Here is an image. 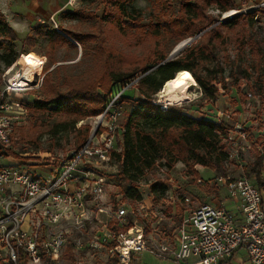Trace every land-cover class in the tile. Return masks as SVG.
Masks as SVG:
<instances>
[{"label": "rangeland", "instance_id": "obj_1", "mask_svg": "<svg viewBox=\"0 0 264 264\" xmlns=\"http://www.w3.org/2000/svg\"><path fill=\"white\" fill-rule=\"evenodd\" d=\"M110 1L0 0V12L17 36L19 53L10 69L0 66L3 71L0 102L12 107L10 113L19 118L2 164L21 165L43 174V166L57 167L63 158L88 144L95 146L112 139L113 150L120 151L125 123L138 100L144 99L137 88L143 69L171 47L169 56L191 40L181 53L196 45L202 37L201 49L210 53L211 59L199 64L197 74L205 76L207 67L215 68L219 63L224 69V74L218 75L221 83L217 84L216 99L204 97L197 84L190 89L193 99L175 105L161 104L160 90L152 97V104L175 106L185 113L212 121L218 120L221 112H232L235 120L248 123L254 138L241 164L232 163L229 167L224 164L220 171L196 165L193 172H189L183 163L170 167L160 162L144 176L137 185L142 196L139 202L150 205L154 200L155 207L150 213L156 227L154 238H159V231H164L167 239L175 234L182 218L199 203L212 202L225 204L228 209L236 208L238 200L231 203L225 188L222 190L209 182L218 175L248 177L249 167L260 155L259 149H264V0H136L134 5L141 9L142 17L133 24H124L123 30L114 21L118 19L117 12ZM187 2L194 4L189 15ZM227 2H232L234 9L221 11L219 7ZM250 13L255 14L252 20L247 16ZM238 16H241L239 24L229 28L221 26ZM37 27H42L40 33ZM203 28L200 34L187 38ZM47 29H55L68 42L54 44L45 35ZM28 40L32 43L30 46H26ZM29 54L39 69L28 87L4 93L8 80L20 70L23 55ZM106 69L128 71L138 77L116 94L120 84L111 81ZM62 93H69L72 99L69 107L73 110L42 113L34 108L36 101L60 97ZM243 96L247 99L243 100ZM62 123H66L65 128L60 125ZM21 134L29 141L23 140ZM100 167L108 180L107 199L123 198L128 184H118L109 178L118 173L119 164L110 158ZM156 182L170 187L159 198L150 191V186ZM206 188L217 192L207 194ZM142 261L143 264H184L161 260L147 252ZM72 263L118 262L110 260L103 251L77 255L67 249L61 259L49 264Z\"/></svg>", "mask_w": 264, "mask_h": 264}, {"label": "built area", "instance_id": "obj_2", "mask_svg": "<svg viewBox=\"0 0 264 264\" xmlns=\"http://www.w3.org/2000/svg\"><path fill=\"white\" fill-rule=\"evenodd\" d=\"M15 77L4 93L28 87V77L21 75L19 82ZM11 110L0 102V264L54 263L67 249L77 255L103 251L117 264H130L133 254L143 252L184 264H222L243 250L250 264H264V184L259 186L254 177L216 176L209 184L225 188L228 200L239 205L228 209L225 204L199 203L171 238L165 239L164 231L154 238V200L131 205L122 197H106L108 180L100 165L111 158L112 139L84 146L57 167L43 166V174L3 165L19 120ZM216 122L229 125L222 140L225 164H241L254 138L250 126L235 120L232 112L219 113ZM259 150L264 179V149Z\"/></svg>", "mask_w": 264, "mask_h": 264}, {"label": "trees", "instance_id": "obj_3", "mask_svg": "<svg viewBox=\"0 0 264 264\" xmlns=\"http://www.w3.org/2000/svg\"><path fill=\"white\" fill-rule=\"evenodd\" d=\"M136 0H112L110 5L117 12V20H114L120 30L126 28L124 24L129 25L137 22L142 17L141 9L137 8ZM193 3H186V13L192 14ZM223 12L234 9L232 2H227L219 7ZM251 20L255 14L247 15ZM198 18V17H196ZM241 16L235 17L221 23L224 28H229L239 24ZM196 31L194 34L187 35V38L200 34ZM38 33L42 27H37ZM46 36L54 44L68 42L55 29H47ZM185 49L177 58L165 62L172 47L165 53H161L143 69V73L155 68L153 71L139 79L137 88L140 90L144 99L138 100L135 108L131 112L125 126L122 130L121 150H113L111 158L113 162L119 164V170L116 175L110 176L111 181L118 184H128L127 190L123 193V200L134 204L141 201L142 196L138 190V183L144 176L155 169L160 162H166L168 166L177 163H183L189 172H193L196 165L207 167L213 170H221L228 159V154L224 150L222 140L228 133L229 125L224 122H216L209 119L197 118L189 113H185L181 108L152 104V97L157 94L167 81L175 78L180 71H190L196 80L204 97L215 100L218 95L217 84L219 74H224V69L220 63L215 68L207 67L206 75L197 74L199 64L209 62L210 53L201 49L200 42ZM17 36L13 28L9 25L6 17L0 12V66L4 69H10L18 60L19 53L16 49ZM26 46H30L31 41H26ZM225 44V40L224 43ZM240 50V47L238 48ZM1 68V67H0ZM111 81L119 83L120 88L116 94L125 88L129 83L136 79V74L128 71L105 70ZM3 71L0 70V75ZM112 95H115L113 92ZM69 93L60 97L38 100L34 108L40 112L53 111L64 112L73 110L69 107L72 99H69ZM243 100L247 97L243 96ZM264 101V95L262 96ZM66 123L60 124L65 128ZM68 124V123H67ZM60 126V127H61ZM12 137V136H11ZM23 140H28L25 134H21ZM34 137V136H32ZM28 138H31V136ZM37 147L39 143H35ZM262 157L258 155L255 162L249 167L248 177H254L259 186L264 184L261 177ZM169 185L163 182H156L150 186V191L156 197H161ZM207 194L217 192L206 188ZM264 194V191H263ZM71 258V257H70ZM27 264V263H24ZM73 264V263H72Z\"/></svg>", "mask_w": 264, "mask_h": 264}, {"label": "bare ground", "instance_id": "obj_4", "mask_svg": "<svg viewBox=\"0 0 264 264\" xmlns=\"http://www.w3.org/2000/svg\"><path fill=\"white\" fill-rule=\"evenodd\" d=\"M22 65L17 73L15 79L19 78L20 74L28 77L29 81L32 79L34 73L39 69L32 55H23ZM16 68V67H15ZM13 71V70H12ZM197 86L193 76L189 71H180L175 78L167 81L160 92V103L167 105L181 104L187 100L193 99L194 94L190 90ZM196 94V93H195Z\"/></svg>", "mask_w": 264, "mask_h": 264}, {"label": "crops", "instance_id": "obj_5", "mask_svg": "<svg viewBox=\"0 0 264 264\" xmlns=\"http://www.w3.org/2000/svg\"><path fill=\"white\" fill-rule=\"evenodd\" d=\"M189 114L193 115L194 117L200 118L199 116H196L191 112ZM144 253L146 252L133 254L130 264H143L142 256L144 255ZM222 264H250V262L247 260L245 252L243 250H239L231 259Z\"/></svg>", "mask_w": 264, "mask_h": 264}, {"label": "water", "instance_id": "obj_6", "mask_svg": "<svg viewBox=\"0 0 264 264\" xmlns=\"http://www.w3.org/2000/svg\"><path fill=\"white\" fill-rule=\"evenodd\" d=\"M192 42V40L191 41H189L187 44H185L183 47H181L180 49H177V50H175L166 60H165V62H167V61H169V60H172V59H175L180 53H181V51L186 47V45H188V44H190ZM156 68V67H155ZM155 68H153V69H150L149 71H147V72H145V73H143L140 77H139V79H141L142 77H144L146 74H148L149 72H151V71H153Z\"/></svg>", "mask_w": 264, "mask_h": 264}]
</instances>
